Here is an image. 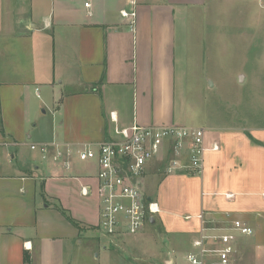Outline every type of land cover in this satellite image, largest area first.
Wrapping results in <instances>:
<instances>
[{
    "label": "crops",
    "instance_id": "1",
    "mask_svg": "<svg viewBox=\"0 0 264 264\" xmlns=\"http://www.w3.org/2000/svg\"><path fill=\"white\" fill-rule=\"evenodd\" d=\"M135 2L0 0V264H90V256L95 264H128L109 249L108 240L121 236L97 229L95 194L80 195L82 186L94 187L96 163L75 167L74 160L65 173L21 150L51 142L96 145L134 124L198 128L189 124L194 107L185 100L188 71L180 54L184 47L187 59L188 45H179L178 36L199 24L206 0ZM132 8L133 31L120 15ZM201 129L206 146L219 149L205 154L199 185L187 174L165 176L164 161H152L139 189L157 204L156 224L176 239V264L193 250L201 212L249 226L254 234L239 239L236 264L243 245L250 248L240 250L248 264H264V128ZM154 166L161 170L150 171ZM153 184L166 190L164 199Z\"/></svg>",
    "mask_w": 264,
    "mask_h": 264
},
{
    "label": "rangeland",
    "instance_id": "2",
    "mask_svg": "<svg viewBox=\"0 0 264 264\" xmlns=\"http://www.w3.org/2000/svg\"><path fill=\"white\" fill-rule=\"evenodd\" d=\"M198 22L193 21L188 33L186 29L181 30L178 36L179 45H188L187 59L184 47H180V54L181 66L188 71L185 100L194 107L189 124L198 128L233 124L264 128V6L258 0H206L202 20ZM48 117L47 113L43 120ZM21 151L27 157L36 154L29 147ZM2 157L7 161L4 153ZM74 160L78 161L73 156L71 168ZM75 167L82 164L78 161ZM159 169L154 166L150 171ZM186 176L199 185V176ZM152 189L159 193L158 198L164 199L165 189L155 184ZM169 210L177 217L181 215L178 210ZM170 212L169 216L173 217ZM151 219L154 223L147 225L141 235L109 239L112 255L121 254L128 264H165L166 261L171 264L167 258L170 255L173 261L175 257L171 251L176 250L173 245L176 239L159 228L156 215ZM91 241L95 243L96 239L92 237ZM249 249L245 245L240 247L238 264H248L240 250ZM183 250L177 248L178 252L183 253ZM90 264H95L91 256ZM183 264H186L185 259Z\"/></svg>",
    "mask_w": 264,
    "mask_h": 264
},
{
    "label": "built area",
    "instance_id": "3",
    "mask_svg": "<svg viewBox=\"0 0 264 264\" xmlns=\"http://www.w3.org/2000/svg\"><path fill=\"white\" fill-rule=\"evenodd\" d=\"M264 6V0H258ZM134 7L135 0H128ZM88 8L89 4H84ZM128 19L130 30L135 29L134 8L120 12ZM115 140L96 145L31 144L29 149L37 152L43 162L51 161L63 172L71 170V159L79 162H95L97 172L95 185L82 186L80 195L95 194L98 200L97 229L107 238L115 236L134 237L149 225L152 216L159 213L156 203L142 196L138 180L146 166L152 161H164V174L183 173L198 176L202 173L204 156L208 151L216 152L205 144V130L187 127H142L132 125L116 129ZM49 162V161H48ZM230 198L231 195H227ZM197 238L193 250L184 257L187 264H236L237 246L241 238L251 237L253 230L239 220L225 215L221 221L207 219L201 212Z\"/></svg>",
    "mask_w": 264,
    "mask_h": 264
},
{
    "label": "trees",
    "instance_id": "4",
    "mask_svg": "<svg viewBox=\"0 0 264 264\" xmlns=\"http://www.w3.org/2000/svg\"><path fill=\"white\" fill-rule=\"evenodd\" d=\"M60 211H61L62 215L66 218V220H67L68 222H70V223H71L72 225H74L75 227H78V224H77L76 222H74L73 219L70 218V217L66 214L65 211H63V210H60Z\"/></svg>",
    "mask_w": 264,
    "mask_h": 264
},
{
    "label": "water",
    "instance_id": "5",
    "mask_svg": "<svg viewBox=\"0 0 264 264\" xmlns=\"http://www.w3.org/2000/svg\"><path fill=\"white\" fill-rule=\"evenodd\" d=\"M149 223H150V224H153V223H154V220H153V219H150V220H149Z\"/></svg>",
    "mask_w": 264,
    "mask_h": 264
}]
</instances>
